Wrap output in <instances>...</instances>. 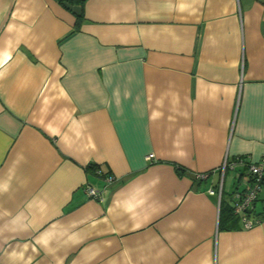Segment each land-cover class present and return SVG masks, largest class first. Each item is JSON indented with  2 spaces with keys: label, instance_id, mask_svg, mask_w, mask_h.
Masks as SVG:
<instances>
[{
  "label": "crops",
  "instance_id": "crops-1",
  "mask_svg": "<svg viewBox=\"0 0 264 264\" xmlns=\"http://www.w3.org/2000/svg\"><path fill=\"white\" fill-rule=\"evenodd\" d=\"M263 154L264 0H0V264H264Z\"/></svg>",
  "mask_w": 264,
  "mask_h": 264
},
{
  "label": "built area",
  "instance_id": "built-area-1",
  "mask_svg": "<svg viewBox=\"0 0 264 264\" xmlns=\"http://www.w3.org/2000/svg\"><path fill=\"white\" fill-rule=\"evenodd\" d=\"M154 157V153H149L147 155L148 160H152ZM238 166H244L247 169L248 186L233 192V211L240 217L243 226L248 229L264 220L257 216H253L256 202L264 189V154L257 161L246 160V158L242 156L237 157L235 160H226L223 167H221L223 175L228 167L235 169ZM196 176L198 178H206L208 173H197ZM113 179L114 177H109L110 182L113 181ZM222 190V187H220V193ZM87 193L91 198L103 199L101 191L91 184L87 185ZM210 193L214 194L216 190L211 189Z\"/></svg>",
  "mask_w": 264,
  "mask_h": 264
},
{
  "label": "trees",
  "instance_id": "trees-1",
  "mask_svg": "<svg viewBox=\"0 0 264 264\" xmlns=\"http://www.w3.org/2000/svg\"><path fill=\"white\" fill-rule=\"evenodd\" d=\"M59 1L61 3H63V4L82 5L83 6L86 3L87 0H59ZM80 16H81V14L78 15L79 18H80ZM93 167L95 168L94 165H90L89 168H93ZM178 169L180 171L184 170L180 166H178ZM257 217L260 218V219H264V212L263 213H259ZM239 220H240V218H239L238 215H236L234 213L232 206L228 207L225 204V200H224V197H223L222 198V202H221V215H220L221 228H224V229L234 228Z\"/></svg>",
  "mask_w": 264,
  "mask_h": 264
},
{
  "label": "rangeland",
  "instance_id": "rangeland-1",
  "mask_svg": "<svg viewBox=\"0 0 264 264\" xmlns=\"http://www.w3.org/2000/svg\"><path fill=\"white\" fill-rule=\"evenodd\" d=\"M232 175H233V173L231 175L229 174V177H231Z\"/></svg>",
  "mask_w": 264,
  "mask_h": 264
}]
</instances>
